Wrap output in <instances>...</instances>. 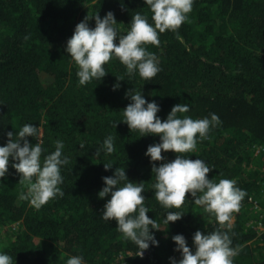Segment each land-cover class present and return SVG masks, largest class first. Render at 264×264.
Here are the masks:
<instances>
[{
    "label": "trees",
    "instance_id": "16d2710c",
    "mask_svg": "<svg viewBox=\"0 0 264 264\" xmlns=\"http://www.w3.org/2000/svg\"><path fill=\"white\" fill-rule=\"evenodd\" d=\"M108 11L121 30L130 27L135 12L152 22L145 0H0V145L7 142L8 131L33 123L40 135L27 137L30 143L39 141L51 152L60 139L69 157L61 168L63 196L40 208L19 198L28 185L19 181L10 157L8 172L0 177V231L20 227L11 239L0 241V251L13 258L12 264H66L72 255L82 256L84 264H170V257L180 258L173 235L183 234L194 251L196 230L219 228L229 232L238 248L233 264H264V231L247 226L255 216L247 199L260 197L264 181L258 169L264 152L252 155L255 145L264 148V0H193L188 19L178 29L182 40L165 30L158 46L145 45L159 60L155 77H129L126 66L113 58L104 65L107 74L101 81L81 85L77 66L64 50L66 41L85 16L98 12L103 17ZM89 25L95 26L94 18ZM117 77L123 80L113 90ZM130 89H142L146 100H155L162 120L177 103L189 104V111L178 115L219 116L207 138L182 155L205 160L212 168L210 179H233L246 191L232 213L230 229L202 211L189 193L178 209H166L155 199L152 163L161 162H150L145 152L159 136H140L120 122ZM108 134L115 137V150L97 157ZM161 154L168 161L176 156L172 151ZM108 160L115 165L105 170ZM117 166H125L129 180L145 183L146 214L161 228L150 229L159 244L150 245L143 257L136 256V246L123 238L114 219L101 218L110 198L98 196L102 177L112 175ZM167 211L183 215L167 227Z\"/></svg>",
    "mask_w": 264,
    "mask_h": 264
},
{
    "label": "clouds",
    "instance_id": "9594fccd",
    "mask_svg": "<svg viewBox=\"0 0 264 264\" xmlns=\"http://www.w3.org/2000/svg\"><path fill=\"white\" fill-rule=\"evenodd\" d=\"M145 4L151 11L152 22L147 15L135 12L127 30H121L112 11L103 17L98 12L91 17L85 16L75 25L64 50L77 66L76 76L81 85L94 79L101 81L107 74L104 65L113 58H118L126 66L129 77L138 74L143 80H150L157 75L160 71L158 57L145 45L158 46L159 35L165 30L174 31L176 38L182 40L178 29L188 19L193 0H145ZM90 18L95 20L94 27L89 25ZM120 80L123 79L117 77L113 90L120 87ZM125 95L130 103L123 109L120 122H125L130 130H138L140 136H159V142L148 145L145 152L150 162H161L158 166L152 163L155 179L151 187L155 190V199L166 209H178L189 193L196 205L215 215L221 227L230 229L232 213L239 209L246 191L233 179L221 178L218 182L210 179L207 174L212 168L205 160L182 155L193 152L197 141L207 138L210 128L220 122L219 116L210 113L194 119L189 115H178L187 113L189 104L177 103L162 120L157 115L160 106L155 100H146L142 89H130ZM6 135L7 142L0 145V177L8 172L11 157V166L20 175L19 181L28 185L19 198L40 208L50 199L63 196L61 168L69 162V157L64 154V142L55 140V148L51 152H47L39 141L30 143L27 137L40 135L38 126L33 123H24L17 132L8 131ZM114 150L115 137L108 134L95 155L98 157L101 151L111 154ZM162 151H172L176 156L168 161L162 156ZM42 153H46L43 158ZM113 165L115 163L111 160L103 162L105 170ZM102 180L104 186L98 196L110 198L103 205L101 218L105 221L114 219L123 238L136 246V256L142 257L150 245L159 244L150 229H161L158 221L146 214L150 210L142 195L145 183L129 180L125 166L115 167L113 174L102 177ZM182 215L180 211H167L163 223L168 227ZM171 239L180 258L170 257V264H233V257L238 254V248L232 246L229 232L219 228L210 232L196 230L192 235L194 251L183 234L173 235ZM12 261L9 254L0 251V264H12ZM66 264H84V260L82 256L72 255Z\"/></svg>",
    "mask_w": 264,
    "mask_h": 264
},
{
    "label": "built area",
    "instance_id": "2783aa9c",
    "mask_svg": "<svg viewBox=\"0 0 264 264\" xmlns=\"http://www.w3.org/2000/svg\"><path fill=\"white\" fill-rule=\"evenodd\" d=\"M263 152L264 148L262 146L255 145L253 147L252 155L254 157H259ZM258 169L261 173L264 174V164L259 165ZM260 184V197L258 199L253 197H249L247 199L248 203L251 205L250 209L255 214V216L247 222V226L252 227L255 231L259 233L264 231V210L261 208V203L264 202V181H262Z\"/></svg>",
    "mask_w": 264,
    "mask_h": 264
},
{
    "label": "rangeland",
    "instance_id": "374dc122",
    "mask_svg": "<svg viewBox=\"0 0 264 264\" xmlns=\"http://www.w3.org/2000/svg\"><path fill=\"white\" fill-rule=\"evenodd\" d=\"M200 209L202 210V211H204L203 210V208H202V206H200ZM205 212V211H204ZM206 213V212H205ZM208 213V212H207ZM20 226H19V224H17V225H14V226H12L10 229H6V230H2V231H0V241H2V242H4L5 240H7V239H11L12 237H13V233L19 228ZM260 244H258V246H259Z\"/></svg>",
    "mask_w": 264,
    "mask_h": 264
}]
</instances>
